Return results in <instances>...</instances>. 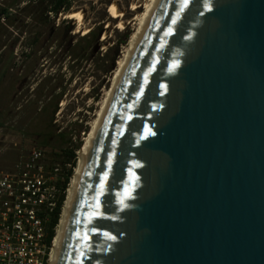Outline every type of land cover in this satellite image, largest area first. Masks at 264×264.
Returning <instances> with one entry per match:
<instances>
[{
  "label": "water",
  "instance_id": "water-1",
  "mask_svg": "<svg viewBox=\"0 0 264 264\" xmlns=\"http://www.w3.org/2000/svg\"><path fill=\"white\" fill-rule=\"evenodd\" d=\"M58 264H264V0L161 1Z\"/></svg>",
  "mask_w": 264,
  "mask_h": 264
},
{
  "label": "rangeland",
  "instance_id": "rangeland-1",
  "mask_svg": "<svg viewBox=\"0 0 264 264\" xmlns=\"http://www.w3.org/2000/svg\"><path fill=\"white\" fill-rule=\"evenodd\" d=\"M134 1L71 0L68 13L83 12L77 31L68 13L46 17L32 0H0L11 14L0 19V167L40 151L64 184L129 44ZM112 3L126 13L124 30L110 20Z\"/></svg>",
  "mask_w": 264,
  "mask_h": 264
},
{
  "label": "built area",
  "instance_id": "built-area-1",
  "mask_svg": "<svg viewBox=\"0 0 264 264\" xmlns=\"http://www.w3.org/2000/svg\"><path fill=\"white\" fill-rule=\"evenodd\" d=\"M45 159L34 150L11 168L0 167V264L51 263V224L65 192L56 178L62 168Z\"/></svg>",
  "mask_w": 264,
  "mask_h": 264
},
{
  "label": "bare ground",
  "instance_id": "bare-ground-1",
  "mask_svg": "<svg viewBox=\"0 0 264 264\" xmlns=\"http://www.w3.org/2000/svg\"><path fill=\"white\" fill-rule=\"evenodd\" d=\"M162 0H138L131 3V12H134L132 36L129 40V44L125 49L123 58L118 61V66L111 81V86L107 90L101 104L100 108L95 116V119L90 125V131L84 138V143L79 150L78 162L74 170L73 177L70 181L69 187L66 193V199L63 204V209L59 219V224L57 227L55 239L53 242V252L50 264H58L60 253L62 249V244L66 229L70 220L71 212L73 209V204L76 198L77 191L79 189L81 179L83 177L85 168L88 164L91 152L93 150L94 144L97 140V136L101 130L104 120L107 116L108 110L112 104L115 94L121 84L124 74L130 64V61L138 48L148 26L153 19L160 3ZM125 9V8H124ZM110 20L113 23H117V28L121 30L125 29L124 19L126 13L121 12L116 3L109 5ZM66 19H74L78 24L77 31L83 25V12L77 11L73 13H68L65 15ZM128 19V18H127ZM125 19V20H127ZM114 20V21H113ZM129 24V25H130ZM129 27V26H128ZM88 30V29H86ZM91 30V29H90Z\"/></svg>",
  "mask_w": 264,
  "mask_h": 264
},
{
  "label": "trees",
  "instance_id": "trees-1",
  "mask_svg": "<svg viewBox=\"0 0 264 264\" xmlns=\"http://www.w3.org/2000/svg\"><path fill=\"white\" fill-rule=\"evenodd\" d=\"M32 1L37 5V7L40 9V11L43 12L44 16H46V17H48L49 14L56 17L61 13H68L70 11L71 0H32ZM10 16H11V14H10L9 8H4V9L0 10V19H2V18L8 19ZM87 35H83V36H87ZM72 158H74L73 154H71V159ZM72 164H73V168H74L75 167L74 162ZM72 173H73V170H70L68 175H67V178L65 179V182L62 186L64 192L67 189V185H68L69 180L72 176ZM64 201H65V194H63L61 197L59 207L57 209V212H56L55 217L53 218V222L51 224L50 241L55 236L54 227L59 224V219H60V215L62 212V206H63Z\"/></svg>",
  "mask_w": 264,
  "mask_h": 264
}]
</instances>
